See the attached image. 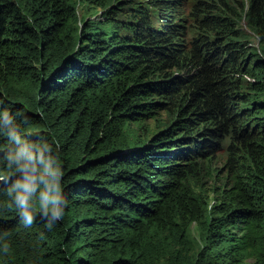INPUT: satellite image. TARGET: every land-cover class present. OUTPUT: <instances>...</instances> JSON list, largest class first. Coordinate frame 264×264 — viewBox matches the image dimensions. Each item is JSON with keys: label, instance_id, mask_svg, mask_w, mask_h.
Here are the masks:
<instances>
[{"label": "trees", "instance_id": "1", "mask_svg": "<svg viewBox=\"0 0 264 264\" xmlns=\"http://www.w3.org/2000/svg\"><path fill=\"white\" fill-rule=\"evenodd\" d=\"M134 3L0 0V264H264V0Z\"/></svg>", "mask_w": 264, "mask_h": 264}, {"label": "rangeland", "instance_id": "2", "mask_svg": "<svg viewBox=\"0 0 264 264\" xmlns=\"http://www.w3.org/2000/svg\"><path fill=\"white\" fill-rule=\"evenodd\" d=\"M144 0H134L135 5H143V10L146 12V14H151L152 8L151 7H146L143 4ZM248 0H228L229 5H231L237 12H239L240 10V3H246ZM86 15H90V14H86ZM79 16H81V13L79 12ZM164 117V116H162ZM156 131V126H155V121L153 119H147L141 126V128H138L137 130H135L132 138L136 139L138 141H142L147 139L149 136H151L154 132ZM131 133V131L128 129L127 133ZM223 175H225V173H223ZM215 186L219 185V180H216V182L214 183ZM210 186H207L206 189L209 190ZM209 199H212V195L209 194L208 195ZM211 203V202H210ZM211 217H214V215H211ZM194 234L196 237L199 236L198 231L195 230ZM212 245V244H211ZM209 248H207L208 250ZM210 251V250H208ZM251 261V259H246L244 260V263L248 264Z\"/></svg>", "mask_w": 264, "mask_h": 264}, {"label": "clouds", "instance_id": "3", "mask_svg": "<svg viewBox=\"0 0 264 264\" xmlns=\"http://www.w3.org/2000/svg\"><path fill=\"white\" fill-rule=\"evenodd\" d=\"M53 212H54V215H57L58 214L55 209L53 210ZM30 219H31V217H29V220Z\"/></svg>", "mask_w": 264, "mask_h": 264}]
</instances>
